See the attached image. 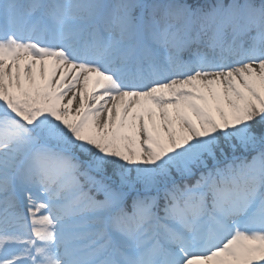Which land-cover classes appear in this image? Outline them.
<instances>
[{"label":"snow or ice","instance_id":"snow-or-ice-1","mask_svg":"<svg viewBox=\"0 0 264 264\" xmlns=\"http://www.w3.org/2000/svg\"><path fill=\"white\" fill-rule=\"evenodd\" d=\"M0 264H264V0H0Z\"/></svg>","mask_w":264,"mask_h":264}]
</instances>
